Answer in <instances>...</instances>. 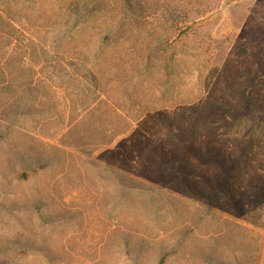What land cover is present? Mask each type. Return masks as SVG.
<instances>
[{
    "label": "rangeland",
    "instance_id": "obj_1",
    "mask_svg": "<svg viewBox=\"0 0 264 264\" xmlns=\"http://www.w3.org/2000/svg\"><path fill=\"white\" fill-rule=\"evenodd\" d=\"M158 263L264 264V0H0V264Z\"/></svg>",
    "mask_w": 264,
    "mask_h": 264
},
{
    "label": "trees",
    "instance_id": "obj_2",
    "mask_svg": "<svg viewBox=\"0 0 264 264\" xmlns=\"http://www.w3.org/2000/svg\"><path fill=\"white\" fill-rule=\"evenodd\" d=\"M160 261H161V260H160ZM160 261H159V263H160ZM159 263H158V264H159Z\"/></svg>",
    "mask_w": 264,
    "mask_h": 264
}]
</instances>
